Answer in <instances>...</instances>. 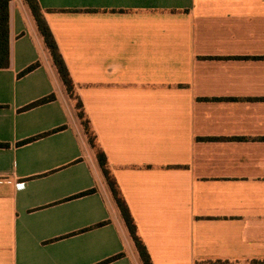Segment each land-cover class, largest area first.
Instances as JSON below:
<instances>
[{"label":"crops","instance_id":"crops-1","mask_svg":"<svg viewBox=\"0 0 264 264\" xmlns=\"http://www.w3.org/2000/svg\"><path fill=\"white\" fill-rule=\"evenodd\" d=\"M38 1L153 263L264 264V0ZM8 10L0 264H143L28 3Z\"/></svg>","mask_w":264,"mask_h":264},{"label":"trees","instance_id":"trees-1","mask_svg":"<svg viewBox=\"0 0 264 264\" xmlns=\"http://www.w3.org/2000/svg\"><path fill=\"white\" fill-rule=\"evenodd\" d=\"M10 0H0V68L8 67L9 65V6ZM28 3L32 14L35 18L38 29L43 36L44 42L48 51L51 55L53 63L60 75V78L69 94V96L74 100L75 107L77 110V115L81 120V123L84 127L85 133L87 135L88 141L93 148L102 173L106 179L108 187L115 199V202L120 210V213L124 219L126 227L130 233V236L134 242V245L140 255V258L143 264H154L151 258V255L144 243L136 225V222L131 214V211L124 199V196L120 190L118 182L112 173L110 164L108 162L107 156L103 149L100 147L97 137L91 126L90 119L86 114L84 105L79 95L76 92L75 83L72 79L68 66L63 58V55L59 49L57 41L54 37V34L44 16L43 9L38 0H26ZM39 62H34L28 67H26L20 74L26 73L31 69L35 68ZM54 98V94L47 95L26 107L45 102ZM3 145V143H0ZM88 192V191H87ZM86 193V192H84ZM120 254L107 259V261L112 260L119 256Z\"/></svg>","mask_w":264,"mask_h":264}]
</instances>
